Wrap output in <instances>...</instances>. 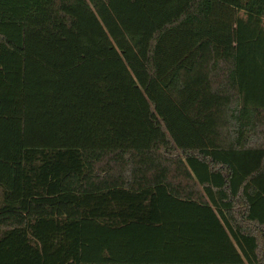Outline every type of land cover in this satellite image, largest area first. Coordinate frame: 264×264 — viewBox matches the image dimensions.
Returning <instances> with one entry per match:
<instances>
[{
    "label": "trees",
    "instance_id": "trees-1",
    "mask_svg": "<svg viewBox=\"0 0 264 264\" xmlns=\"http://www.w3.org/2000/svg\"><path fill=\"white\" fill-rule=\"evenodd\" d=\"M0 264H264V0H0Z\"/></svg>",
    "mask_w": 264,
    "mask_h": 264
}]
</instances>
